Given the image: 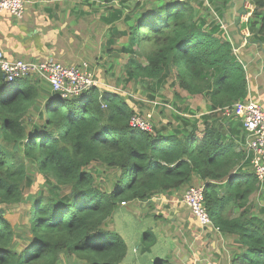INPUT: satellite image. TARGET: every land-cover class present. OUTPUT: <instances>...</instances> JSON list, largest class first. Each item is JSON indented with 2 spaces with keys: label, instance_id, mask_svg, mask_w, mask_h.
Instances as JSON below:
<instances>
[{
  "label": "trees",
  "instance_id": "1",
  "mask_svg": "<svg viewBox=\"0 0 264 264\" xmlns=\"http://www.w3.org/2000/svg\"><path fill=\"white\" fill-rule=\"evenodd\" d=\"M231 1L121 0L123 14L109 13V23L126 24L122 32L113 26L105 49L130 54L126 86L143 83L155 106L173 109L174 120L152 121V132L130 125L142 113L123 89L94 87L65 99L37 74L7 82L0 68V264H171L173 255L159 250L168 245L157 223L163 212L134 244L123 233L133 220L126 213L130 203L178 195L196 175L213 226L239 240L231 264H264V217L251 199L263 183L250 167L242 121L223 111L250 94L225 16ZM248 1L245 28L264 43V0ZM167 86L174 106L155 96ZM193 96L210 104L204 128L187 102ZM98 166L108 183L97 182ZM22 209L20 230L11 215Z\"/></svg>",
  "mask_w": 264,
  "mask_h": 264
},
{
  "label": "crops",
  "instance_id": "2",
  "mask_svg": "<svg viewBox=\"0 0 264 264\" xmlns=\"http://www.w3.org/2000/svg\"><path fill=\"white\" fill-rule=\"evenodd\" d=\"M68 1L70 0H56L55 2H53V0H25L26 10L21 18H16L7 11L3 12L0 15V53L3 52L8 59H23L21 57H26L29 58L28 60L34 61H41L49 55L55 57L59 54L66 57L68 55L66 54L65 48L69 49V45L76 41L75 37L79 36L80 47L88 48L89 56L94 59V62H90L88 58L82 60L87 63L90 62L91 64L95 63L91 65V67L95 66L100 56L105 52L104 41L107 39L106 34L109 35V32L113 30L114 23H109L106 20L109 16V12L104 15L103 13L97 14L92 10H86L89 9V5L86 3H68ZM245 2L250 5L246 6L244 4ZM231 3L225 16L228 22L229 17H231L237 28V31L235 29L234 31L230 30V32L237 38L235 42L240 50V55L243 53L241 50V47L244 45L241 44L242 41L250 40L254 42L250 39L251 35L248 28H245V24L248 21L247 19L249 15H251L254 6L248 0H243L240 7V0H232ZM242 7L247 8L249 11L242 13ZM243 14L245 16H243ZM88 21H90L91 24H88ZM122 23H124L123 20ZM89 28H91V31L88 34L86 31ZM235 33L237 34L235 35ZM254 43H258L257 45L261 47L264 45V43L260 42ZM77 52L81 53V50ZM68 64L71 65L74 63ZM249 81L250 96L258 99L264 106V94L260 95L255 82L251 81L250 78ZM201 97L202 96L190 97L187 102L190 103L191 107L192 103L193 105L196 103L197 106L199 105L200 109L204 110L208 101L203 98L205 96ZM201 184H203V182H201ZM186 190L187 189L182 193L184 194ZM224 191L225 183L222 184L220 193ZM177 196V194L169 196V194L162 193L147 201L130 203L126 215L139 222L149 218L153 219L154 223H156L153 215L163 212V218L157 221V223L163 234L161 244L168 245L159 247V250L161 254L173 255L171 264L175 263L174 259L178 255L181 256L184 261L190 259L193 264H231L233 254L239 250L240 244L238 243V238L223 232H218L219 235L222 236L225 245L224 249L218 248L214 241L216 233L213 231L211 232L209 226H202L191 209L187 212L185 209L186 204H181V200H179ZM155 198H160L162 202ZM251 199L254 205V212L257 213L258 216L264 217V214H259V210L264 208V183L261 184V190L252 195ZM120 211L123 212L122 209H120ZM121 216L123 217L124 215ZM170 219L171 222L169 221ZM194 222L198 223L199 228L195 226ZM188 236H193L196 241L201 242L199 250L191 247V241L186 244V249L189 251L191 250V256L188 254H181L183 245L182 238ZM210 245L213 246V250L210 249Z\"/></svg>",
  "mask_w": 264,
  "mask_h": 264
},
{
  "label": "rangeland",
  "instance_id": "3",
  "mask_svg": "<svg viewBox=\"0 0 264 264\" xmlns=\"http://www.w3.org/2000/svg\"><path fill=\"white\" fill-rule=\"evenodd\" d=\"M55 1L56 0H53V2H55ZM241 1L242 0H240L239 7L241 6ZM69 2H74V3H78V4H80V3L85 4L86 3L87 5H89V9H86V10H92V11L96 12L97 14L103 13V15L108 13V12L109 13L113 12V10L116 11V9L117 10L119 9V11L123 14V12H124L123 8H126L124 6H121L122 5L121 0H70V1H68V3ZM244 4L246 6L250 5L247 2H245ZM209 5L211 7L215 8L214 4L211 5V3H210ZM228 15H229V13H228ZM243 16H245V15L243 14ZM242 18H244V17H242ZM88 24H91L90 21H88ZM229 24H230V30L234 31L236 29V27H235L234 22H233L231 17H229ZM113 26H117L119 32H122L121 30L126 29V24L122 23V19L115 22L113 24ZM90 31H91V28H89L86 31V33L89 34ZM112 33L113 32L110 31L109 35L106 34V38L108 39L112 35ZM116 34H117V32H116ZM225 34L227 35L228 38H230L231 34H228V31L227 32L225 31ZM107 35H108V37H107ZM116 38L118 39L117 44L119 45V47L122 46L123 44L127 43V36L126 35H122L119 37L117 36ZM107 39L104 41V49H107L109 47V41ZM234 39H235V41H237V38H234ZM75 40L76 41L74 43L70 42L71 45H69L70 46L69 49L65 48L66 54L68 56L65 57L63 55L57 54V56H55V59L60 61L64 65H67L68 63H74V64H77L78 66H81L84 62L82 59H84V58H88L90 62H94V59L89 56L88 48L87 47H80V45H79L80 37L79 36L75 37ZM250 42H251L250 40L242 41L241 44H244L241 47V50L243 51V53H241L239 55V57H240L242 63L244 64V67L247 71V74L249 73L248 78H250L251 81L255 82V84L258 87L260 95H263L264 94V47H263L264 45L261 47L260 45H257L258 43L256 44L254 42H251V43ZM234 44L236 45V43H234ZM78 50H81V53H78L77 52ZM239 53H240V51H239ZM21 58L29 61L28 60L29 58H26V57H21ZM129 58H130V54H127L124 52L107 53L105 51V52H103V54L98 59V62H96L95 66L91 67V65H94L95 63L91 64L89 62L90 69L93 71V73L96 74L99 81L105 82L108 84L107 87L113 88V89H123L125 92L131 94L136 99L137 106L140 110V113H142L143 117L149 118L152 116V118H150V119L156 125L161 124L163 122L162 119L164 120V123H166L168 121V119L169 120L171 119L173 121L174 118H173L172 112H171V110H173V109H171V107H166V106L160 105V104L155 106L156 102L152 103L150 95L142 90L141 84H143V83L138 84L136 82L135 83L133 82L130 85L126 86L127 84L124 81V75H125L124 71L126 70L125 68H126V64L129 60ZM30 61H34V60H30ZM155 96H156V98H158L157 100H159L161 103H166L168 105L174 106L173 105L174 100L172 99V88L171 87L167 86L166 88L161 90L160 94L156 93ZM203 98H205L206 101H208V99L206 97H203ZM200 101H202V100H200ZM263 101H264V97H263ZM178 104H179V102H178ZM205 107L206 108H204V110L200 109L201 110L200 111V110H198V108H200L199 105L197 106L196 103H194V105H193V103H192V108L195 109L198 113L196 115L197 118H201L203 113L209 112L210 104L208 102H207ZM35 112H37V113L39 112L38 108H36ZM184 115L187 116L188 114H184ZM219 116H220V114H219ZM233 116H235V115H233ZM235 117L237 118V116H235ZM202 121L203 120L201 118L200 119V126H201V128H204V126L202 125ZM159 126H162V125H159ZM167 132H169L168 129H167ZM96 165H97L96 163L93 164L92 169H94V167L96 168ZM98 168H99V170H98L99 175L96 173L97 182H99V184H102L101 182H105V183L107 182L108 183V181L110 180L109 179L110 177L105 176V172L103 170L104 167L98 166ZM201 182H203V180L198 175L193 176L192 185H190V186L199 185V184H201ZM188 188L186 187L185 189H188ZM182 194H183L182 192L178 193V195H181V196H177V198L182 199ZM155 199H157V198H155ZM157 200L161 201L160 198H158ZM185 209L187 210V212H189V210H190L188 205H185ZM23 211H24V209L18 211L19 212L18 214L11 215V218L15 222L19 223V229L20 230H22L23 226H25V224H26L25 214ZM154 224L155 223L151 219H145L141 222L136 221V220H131V221L124 224L123 233H124L125 237L130 241V243L134 244L135 241L138 240V238L140 236L138 234V232L143 227H146V226L150 227V229H152ZM194 224H195V226H197L199 228V225L197 222H194ZM207 226L210 227L211 232L213 231L216 233V236L214 238V241L216 242V246L220 249H222V248L224 249L225 245L223 243L222 236L219 235L220 232L218 230H216L215 226H213V225H207ZM182 239H183V241H182L183 245L181 248V254H188L189 256H191V250L189 251L185 247L189 241H191V243H190L191 247L199 250V245L201 242L196 241V239L193 236H188V237H185ZM210 249H212V250L214 249L212 245H210ZM233 256H234V254H233ZM174 262H175V264H193V262L190 259L187 261H184L182 259V257L179 255L175 257ZM61 264H68V263L66 262L65 259H63Z\"/></svg>",
  "mask_w": 264,
  "mask_h": 264
},
{
  "label": "built area",
  "instance_id": "4",
  "mask_svg": "<svg viewBox=\"0 0 264 264\" xmlns=\"http://www.w3.org/2000/svg\"><path fill=\"white\" fill-rule=\"evenodd\" d=\"M25 10V0H0V15L7 11L12 16L21 18ZM234 51L239 57V48L235 47ZM0 68L7 82L37 74L41 80L51 86L52 90L65 99L79 96L94 87L101 88L108 85L99 81L96 74L90 69L89 63L84 62L81 66L75 64L64 65L52 55L41 61H27L8 59L1 52ZM223 111L225 115H235L242 121L243 145L247 150L246 155L250 160V167L259 180L264 183V106L258 99L251 97L249 94L248 99L227 106ZM130 125L144 131H154V124L150 117L145 118L139 114L131 117ZM181 202L189 206L202 226L213 225L205 204L204 184L190 186L183 194ZM215 228L222 232L219 227Z\"/></svg>",
  "mask_w": 264,
  "mask_h": 264
},
{
  "label": "water",
  "instance_id": "5",
  "mask_svg": "<svg viewBox=\"0 0 264 264\" xmlns=\"http://www.w3.org/2000/svg\"><path fill=\"white\" fill-rule=\"evenodd\" d=\"M15 205H17V204H15ZM1 211L3 212V209H1Z\"/></svg>",
  "mask_w": 264,
  "mask_h": 264
}]
</instances>
